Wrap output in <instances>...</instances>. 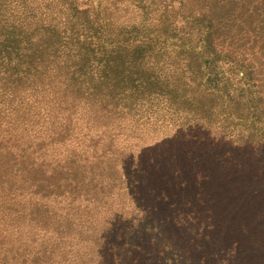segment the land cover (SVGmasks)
<instances>
[{"label": "trees", "instance_id": "trees-1", "mask_svg": "<svg viewBox=\"0 0 264 264\" xmlns=\"http://www.w3.org/2000/svg\"><path fill=\"white\" fill-rule=\"evenodd\" d=\"M124 7L134 15L120 26L114 16ZM239 47H257L264 59V0H0V212L4 232L24 221L46 243L40 257L19 264L60 261L54 257L63 253L73 223L80 225L76 211L51 208L50 198L73 203L82 181L81 168L71 161L63 183H43L40 167L24 158L30 145L18 154L11 149L23 136L42 132L40 150L48 136L57 137L50 140L53 146L64 145L76 131L77 146L65 151H80L84 162L104 166L112 183L121 172L128 179L139 163L126 146L117 145L119 138L127 143L137 137L124 122L136 110L147 118L162 110L167 115L162 118L182 125L178 133L183 127L203 132L210 147L227 144L224 137L245 138L248 147L254 140L253 145L264 144V135L236 131L244 121H264L259 106L264 93L254 91L262 97L236 112L238 99L220 87L223 63L231 62V49ZM242 67L247 75L253 71ZM219 100L220 107L227 100L225 113L215 110ZM213 127L217 135L211 137ZM193 165L200 180L203 165ZM92 170L85 173L94 178ZM26 200L29 206L19 209ZM104 232L96 233L99 249L106 246ZM0 264H16L9 248L0 247Z\"/></svg>", "mask_w": 264, "mask_h": 264}, {"label": "rangeland", "instance_id": "rangeland-1", "mask_svg": "<svg viewBox=\"0 0 264 264\" xmlns=\"http://www.w3.org/2000/svg\"><path fill=\"white\" fill-rule=\"evenodd\" d=\"M133 15L132 8H120L114 22L127 26ZM233 49L231 62L221 68L224 82L220 87L238 99L235 109L240 112L248 109L251 99L256 103L262 97L254 91L264 93V59L255 53L257 47ZM175 54H170L172 59ZM251 54L258 57L253 59ZM242 65L253 71L247 75ZM244 74L247 76L240 78ZM220 103L215 110L228 111L227 100L223 107ZM259 106L261 111L263 100ZM162 115L166 114L160 110L158 116L147 118L136 110L126 116L125 129L133 130L137 137L127 143L119 138L117 145L126 146L134 158L139 157V163L128 179L121 172L114 183L105 177L104 166L84 162L80 151H65L77 146L76 131L64 145L53 146L50 140L57 137L48 136L47 145L37 150V137L43 135L39 131L23 136L11 148L18 154L21 147L30 145L24 158L34 168L40 167L43 183H63L65 166L71 161L81 168L77 177L82 181L77 182L73 203L68 197L50 198L51 208H63L70 215L76 211L80 225L73 223L63 253L54 257L60 261L53 264H264V144L253 145L256 135H252L250 147L243 146L245 138L230 142L231 137L223 138L227 144L210 147L203 132L183 127L178 133L181 124ZM242 129L264 135V121H244L236 131ZM211 130V137L217 135L215 127ZM194 163L203 165L200 180L192 172L197 167ZM91 168L94 178L85 173ZM28 202L22 201L18 208L29 206ZM1 218L0 212V233L5 231ZM101 231H105L106 246L99 249L94 240ZM30 239L34 242L29 243ZM0 247L2 251L9 248L19 264L22 259L28 263L40 257L46 243L23 221L0 235Z\"/></svg>", "mask_w": 264, "mask_h": 264}]
</instances>
